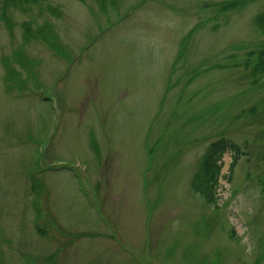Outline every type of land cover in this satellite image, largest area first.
I'll return each mask as SVG.
<instances>
[{
    "label": "rangeland",
    "instance_id": "rangeland-1",
    "mask_svg": "<svg viewBox=\"0 0 264 264\" xmlns=\"http://www.w3.org/2000/svg\"><path fill=\"white\" fill-rule=\"evenodd\" d=\"M262 11L0 0V264H264ZM220 137L246 154L216 206L193 178Z\"/></svg>",
    "mask_w": 264,
    "mask_h": 264
},
{
    "label": "trees",
    "instance_id": "trees-1",
    "mask_svg": "<svg viewBox=\"0 0 264 264\" xmlns=\"http://www.w3.org/2000/svg\"><path fill=\"white\" fill-rule=\"evenodd\" d=\"M33 3H36L33 1ZM235 3H232L231 6H235ZM4 16L2 17L3 20L6 21V8L4 7ZM8 23L10 22L9 18H7ZM255 23L258 29L261 31L262 35L264 36V11L259 13L255 17ZM30 25L29 22L26 23ZM26 39L32 37L34 34L30 27L27 29ZM41 37L47 42L50 48L58 49L56 41L53 40V34H42L40 31ZM18 61L22 60V57L19 55L17 57ZM249 65L252 66L253 72L252 75L255 78H258L260 74L264 75V46L261 47L259 50L251 51L248 54ZM3 66L6 70L5 74V82L11 83L10 80H13L20 89H28V85L25 83L20 82V78L17 74L12 73L8 67V60H2ZM8 89H11V86H8ZM231 152L232 154V161L229 166V173L227 176L223 175V157L225 153ZM246 153L243 151L242 147L234 142L231 139L220 137L219 139L211 142L205 153L203 154L197 172L194 176L193 180V189L194 191L203 195L204 199L208 204L218 205L219 196L218 190L221 186L220 180L221 178H226L227 181H232V175L239 164L242 156Z\"/></svg>",
    "mask_w": 264,
    "mask_h": 264
}]
</instances>
